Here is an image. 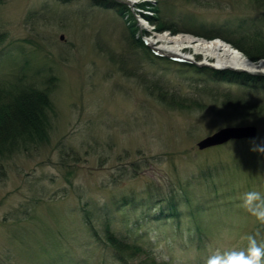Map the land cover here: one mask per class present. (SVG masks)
I'll use <instances>...</instances> for the list:
<instances>
[{
	"label": "rangeland",
	"instance_id": "rangeland-1",
	"mask_svg": "<svg viewBox=\"0 0 264 264\" xmlns=\"http://www.w3.org/2000/svg\"><path fill=\"white\" fill-rule=\"evenodd\" d=\"M115 1L124 13L88 0H0V80L25 73L39 88L49 76L57 80L48 141L0 159V264H120L106 245L105 218L117 237L167 264H206L212 250L245 249L257 232L264 242V224L244 206L246 193L264 196V84L209 86L202 108L190 111L168 108L144 85L194 95L210 64L164 52L152 37L244 38L249 46L254 32L264 34L261 1ZM163 24L172 27L158 30ZM131 34L202 71L151 65L129 46ZM223 94L253 109L226 110ZM247 125L255 138L196 146ZM124 198L134 206L120 205ZM81 207L92 213L97 239Z\"/></svg>",
	"mask_w": 264,
	"mask_h": 264
},
{
	"label": "trees",
	"instance_id": "trees-1",
	"mask_svg": "<svg viewBox=\"0 0 264 264\" xmlns=\"http://www.w3.org/2000/svg\"><path fill=\"white\" fill-rule=\"evenodd\" d=\"M259 1H261L259 5L264 6V0ZM88 2L92 6L107 9L118 8L116 10L121 13H124L125 9V7L117 4L115 0H88ZM152 11L158 12L154 8ZM146 18L151 20L149 17ZM155 21L159 23L157 18ZM170 27L172 26H165L163 24L158 30H170ZM253 35H255L253 37L254 41L249 46V43L242 42L245 40L244 38L236 42L224 38V41L231 44L239 52H242L250 60L258 61L264 59V34L254 32ZM216 38L218 37L211 36L208 39L212 40ZM5 41V33H0V44H3ZM128 44L132 50L143 52L144 58L151 65H158L167 70L172 69L178 73H185L190 70V73L197 75L196 72L202 71L196 65L177 63L166 57L154 55L141 38L134 39L132 34ZM202 68L205 72L202 71L201 76L207 77V80L201 84L192 86V92L196 94H194L195 96H181L176 91L160 84L158 81H152L151 83L144 82V85L148 84L145 89L170 109L190 111L202 108V103L200 104L202 102L201 97L210 95L209 86L215 87L221 83H231L241 87L251 86L249 83L253 86L264 84V76L253 77L241 72L217 71L210 68ZM56 81L55 77L49 76L44 80L45 87L39 88L36 82L29 79V76L25 73L15 78L0 80V159L11 157L14 153H22L32 146L36 147L48 141L51 130V115L54 111L51 94L55 88ZM222 97L224 102L221 103V107L226 110H229V107L232 108L231 110L235 109V111L241 107L248 111L253 109L252 106L245 104L238 98L231 99L228 94H223ZM127 203H132L131 205L134 206L135 202L132 199L127 200L124 198L121 200L120 205H127ZM173 203L169 204L171 209H174ZM80 214L83 222L89 228L92 237H96L97 239L98 236L94 226V219L90 210L81 207ZM102 226L106 245L114 252L120 264H132V261H135V264H167L165 262H159L149 250L129 243L126 237H117L113 234L107 218L104 219Z\"/></svg>",
	"mask_w": 264,
	"mask_h": 264
},
{
	"label": "bare ground",
	"instance_id": "bare-ground-1",
	"mask_svg": "<svg viewBox=\"0 0 264 264\" xmlns=\"http://www.w3.org/2000/svg\"><path fill=\"white\" fill-rule=\"evenodd\" d=\"M131 5L137 4L139 0H122ZM146 29L145 24H141L140 29ZM152 44H159V48L164 52L174 56L186 52L192 60L196 55H200L203 63L212 65L215 68H232L246 73H264V61L253 63L242 53L231 45L219 40L207 41L195 38L191 35H157L152 37ZM189 50L190 52H187Z\"/></svg>",
	"mask_w": 264,
	"mask_h": 264
},
{
	"label": "clouds",
	"instance_id": "clouds-1",
	"mask_svg": "<svg viewBox=\"0 0 264 264\" xmlns=\"http://www.w3.org/2000/svg\"><path fill=\"white\" fill-rule=\"evenodd\" d=\"M245 208L264 224V196L260 192L250 191L244 196ZM255 235L247 237L245 249H220L211 251L206 264H264V242H258Z\"/></svg>",
	"mask_w": 264,
	"mask_h": 264
},
{
	"label": "water",
	"instance_id": "water-1",
	"mask_svg": "<svg viewBox=\"0 0 264 264\" xmlns=\"http://www.w3.org/2000/svg\"><path fill=\"white\" fill-rule=\"evenodd\" d=\"M63 37H60V40H62ZM186 59V58H184ZM210 69L214 70H227L232 72H245V71H238L234 70L232 68L222 69V68H215L210 65H206ZM251 74V73H249ZM255 75V74H252ZM257 129L253 125H247V126H238V127H225L222 128L215 133L203 138L200 140L196 146L197 148L202 151L205 149L217 147L224 145L228 143L229 141H238L243 139H253L256 137Z\"/></svg>",
	"mask_w": 264,
	"mask_h": 264
}]
</instances>
